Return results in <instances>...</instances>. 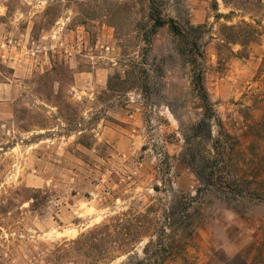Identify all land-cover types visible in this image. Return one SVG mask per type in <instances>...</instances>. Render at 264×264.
Listing matches in <instances>:
<instances>
[{"label":"rangeland","instance_id":"obj_1","mask_svg":"<svg viewBox=\"0 0 264 264\" xmlns=\"http://www.w3.org/2000/svg\"><path fill=\"white\" fill-rule=\"evenodd\" d=\"M154 1L168 18L216 23L212 0ZM148 7L0 0V65L12 71L0 83V264H48L55 245L110 217L160 210L198 189L202 219L187 261L167 264H264V27L249 57L232 58L223 71L216 43L205 47L217 114L210 135L177 42L167 27L153 29ZM56 63L71 80L32 83ZM60 86L81 125L60 118ZM74 130L92 136L91 148ZM183 134L195 159L182 156ZM197 176L222 185L201 186Z\"/></svg>","mask_w":264,"mask_h":264},{"label":"trees","instance_id":"obj_2","mask_svg":"<svg viewBox=\"0 0 264 264\" xmlns=\"http://www.w3.org/2000/svg\"><path fill=\"white\" fill-rule=\"evenodd\" d=\"M147 1L153 29L156 31L167 27L177 42L175 52L190 72L192 87L201 102V115L204 121L209 122L207 127L211 135V123L213 119L216 120L217 114L205 85V75L212 67L205 47L210 43H216L217 71L226 69L232 58L247 59L251 45L259 43L263 35L264 0H212L211 9L216 22L214 25L219 24L216 31L214 25L208 22L194 24L188 19L168 18L158 10V7L156 8L154 0ZM219 1L229 9L228 14L220 12ZM238 13H243L244 19L234 23L233 19ZM244 16H248V19ZM221 20L226 22L221 23ZM236 47L239 49L236 50ZM11 72L0 65V83ZM68 79H72L70 69L56 63L49 72L34 78L32 83L40 89ZM61 94L60 86L57 95L53 96L54 106L60 118L69 126L77 123L81 125L77 116L80 114L79 107ZM22 112L26 113L28 110ZM74 131L80 133L78 143L91 148L92 136L86 134L84 130ZM183 135L187 146L182 156L195 159V150L188 147L190 139L187 134ZM226 135L231 137L229 134ZM205 153V156L201 157L203 161H209L210 151L207 150ZM197 178L201 186L213 188L222 185L211 180L203 182L199 176ZM224 184H226L223 186L224 189H231V185ZM155 189L158 190V187ZM201 193L202 191L198 189L195 196H175L169 206L160 210L151 206L144 211L130 210L118 213L81 233L76 239L55 245L49 253L47 262L48 264H112L118 260H122L121 264H167L176 260L185 262L202 219L198 206Z\"/></svg>","mask_w":264,"mask_h":264}]
</instances>
